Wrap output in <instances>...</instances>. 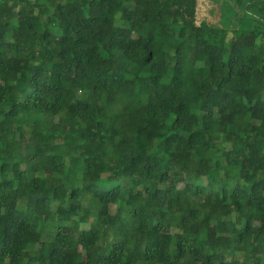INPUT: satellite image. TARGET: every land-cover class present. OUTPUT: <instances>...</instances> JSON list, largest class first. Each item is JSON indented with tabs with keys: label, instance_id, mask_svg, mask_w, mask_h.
Returning <instances> with one entry per match:
<instances>
[{
	"label": "trees",
	"instance_id": "obj_1",
	"mask_svg": "<svg viewBox=\"0 0 264 264\" xmlns=\"http://www.w3.org/2000/svg\"><path fill=\"white\" fill-rule=\"evenodd\" d=\"M0 0V264H264V0Z\"/></svg>",
	"mask_w": 264,
	"mask_h": 264
},
{
	"label": "rangeland",
	"instance_id": "obj_2",
	"mask_svg": "<svg viewBox=\"0 0 264 264\" xmlns=\"http://www.w3.org/2000/svg\"><path fill=\"white\" fill-rule=\"evenodd\" d=\"M234 0H203L198 6L197 20H207L206 22L216 23L220 20L223 8H232L234 10ZM198 3V0H197ZM208 13V15H207ZM209 19V21H208Z\"/></svg>",
	"mask_w": 264,
	"mask_h": 264
},
{
	"label": "water",
	"instance_id": "obj_3",
	"mask_svg": "<svg viewBox=\"0 0 264 264\" xmlns=\"http://www.w3.org/2000/svg\"><path fill=\"white\" fill-rule=\"evenodd\" d=\"M198 6H199V4L197 3L196 18H197V15H198ZM208 21H209V19H208ZM200 22H201V21H200ZM200 22L197 20V21H196V24H197V25H200ZM209 24H212V22H209Z\"/></svg>",
	"mask_w": 264,
	"mask_h": 264
},
{
	"label": "crops",
	"instance_id": "obj_4",
	"mask_svg": "<svg viewBox=\"0 0 264 264\" xmlns=\"http://www.w3.org/2000/svg\"><path fill=\"white\" fill-rule=\"evenodd\" d=\"M201 1H203V0H198V4H200V3H201ZM207 15H208V13H207Z\"/></svg>",
	"mask_w": 264,
	"mask_h": 264
},
{
	"label": "flooded vegetation",
	"instance_id": "obj_5",
	"mask_svg": "<svg viewBox=\"0 0 264 264\" xmlns=\"http://www.w3.org/2000/svg\"><path fill=\"white\" fill-rule=\"evenodd\" d=\"M206 20V19H205Z\"/></svg>",
	"mask_w": 264,
	"mask_h": 264
}]
</instances>
